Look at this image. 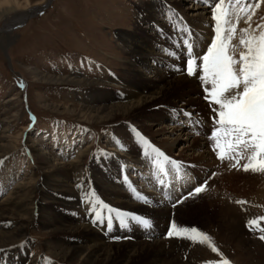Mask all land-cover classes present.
Masks as SVG:
<instances>
[{"label":"rangeland","instance_id":"1","mask_svg":"<svg viewBox=\"0 0 264 264\" xmlns=\"http://www.w3.org/2000/svg\"><path fill=\"white\" fill-rule=\"evenodd\" d=\"M43 1L46 2L47 0H10L11 3L0 5V36L4 39L3 44L0 41V135H8L9 137L6 140L2 139V143L15 147L10 156L3 157L0 160V169L4 170L6 168L8 179L11 178L9 181L4 178L5 176L0 175V192H2L0 193V202L3 201L8 193L14 190L17 183L27 182L31 177L39 178V176L41 177L44 174V169H41L38 165L35 151L28 149V144L32 143L36 151L46 152L54 159L58 157V160H54V162H58L59 158L63 161L71 160L79 149H85V155H82L84 166L76 178L80 184H83L85 178L91 176V167L94 164L101 166V171L104 169L103 166L111 170L114 168L112 171L118 175L117 170H119L120 164L116 160L115 155H113L118 152V149L110 146L107 141V139H112L113 143L114 138H118L116 127L125 125L128 128V133H126L128 139L132 140L133 138L136 142V148H141L142 146L147 151L150 149L146 148L145 145H141L140 141L146 139L154 142L150 135L158 127V124L149 127L147 125L143 126L140 121L138 122L136 119L133 120L121 115H118L114 121L109 123L105 121L101 123L88 122L85 120L84 115H81L83 113L78 114L77 111L87 103V100H84L83 93L90 89L91 86L75 83L45 82L41 79L39 80V77L43 75L53 77H69L73 75L101 80L104 82V86L100 85L99 87L109 89L111 93L121 98L123 86L125 85L124 78L127 75L124 70L128 69L131 64L128 61L129 51L119 40V34L127 31H136L137 27L140 31L150 33L148 28L152 27V25H147V23L140 20L142 5L145 4H149L147 7L154 12L153 17L148 22L157 20L158 24L163 27L159 29L160 33L166 32L165 29L171 32L172 27L170 24L166 22L164 28V22L169 18V14L171 17H175L173 10L171 11L169 6L164 9V5H161L162 2L160 3L157 0H155V4L154 0H51L47 6L28 16L24 22H19L16 27L10 30L8 35L6 31H3L4 27L7 28L8 24L14 21V14L22 13L23 9L26 8L29 10L33 5ZM166 1L167 3L168 1L171 2V0ZM172 1H176L175 3L180 6L181 11L183 7L187 8L190 4L189 0ZM196 4L202 5L199 2H196ZM229 4L232 5L230 9L232 14L231 21L236 24V35L232 39L231 45L235 46L234 53L238 58L239 53L244 50L243 46L239 45L240 29L247 28L249 23L251 24V29H256L257 24L264 25V0H247V2L246 0H239V3H237V0H224L222 8H229ZM257 4H259V7H256ZM214 5L215 3L211 8L212 12ZM242 6L248 10L240 12L239 9ZM163 13L167 15L164 16ZM249 16L252 19L247 22ZM209 22L212 23L213 30L212 13ZM182 23L184 22L182 21ZM143 27H147V30L141 29ZM153 27L157 32L158 28ZM251 29L249 34L257 36L260 31H264V27L257 29L255 33H252ZM160 37L165 36L161 35ZM160 46L158 45L148 55L146 63L151 65V68L158 67L156 59L159 61L164 60L158 54ZM232 50L230 48V51ZM163 55H165V58L171 59V56H167L165 53ZM137 70L138 73L135 75L155 81L156 76L154 73H149L144 68V65H138ZM163 74L168 78L171 76L170 74ZM135 75L133 76V81L137 83L135 78L138 76ZM111 80H117L118 84H105L106 82H112ZM119 100L117 99V101ZM177 101L176 105L182 104L179 99ZM9 106L13 107L10 114L16 113V118L18 119L11 122L10 127L3 122L4 117L9 115L4 114L5 109ZM65 107L73 111H65L63 109ZM156 107L154 109L155 113L162 111L163 107ZM163 114H165V111ZM167 115L168 117L170 116L169 113ZM167 124L168 121L164 120L161 125L163 127L172 126H167ZM176 127L178 128L179 126L176 125ZM7 128L11 130L5 131ZM177 128L174 130L172 128L166 129L167 135L162 136L160 134L159 138L167 140L168 136V139H171L170 137L174 135L180 134L182 136L184 133L183 129ZM213 130L214 128H211L210 135ZM109 135L110 137H108ZM162 152H165L167 156L180 159L178 154L176 155V151H169L165 148ZM190 155L192 156V154ZM190 157L184 159H187L188 162ZM189 163L191 162L189 161ZM206 163L199 161L194 165V169L203 168ZM192 164L194 163L192 162ZM220 164L222 162L216 163L217 174L209 181L205 191L197 195L185 196L179 194L182 196H175V199L178 197L175 205L176 211L181 209L184 210V213L179 214L180 216L178 217V214L174 211L171 229L179 218L182 222L180 229L196 227L200 232L210 237V241L207 243H201V237H197L194 242L192 239L187 238L190 233L180 232L181 236L177 243L178 253L182 254L184 261H188L189 264H208V262L220 264L223 259H227L229 264H264V240L260 239L264 235V219H262L264 218V200L258 199L255 194L260 188L264 190V172L244 171L242 168L239 170V167L233 168L232 171L223 169V172L227 171L225 173L232 174V178L230 177L231 179L226 181H231L233 187H230L229 184H224L225 190L221 185L217 187L215 185L216 182H214H220L221 178H225V175L220 174L222 170L218 172L219 169L217 167ZM124 170H127L128 176L133 178L134 175L131 173L130 166L125 165ZM119 173H121L120 170ZM124 176L123 173L119 175V178H122V184H126ZM135 179H133L135 183L140 184L138 179ZM42 182L43 180L38 179L36 184H42L43 186ZM245 183L247 184L246 186H244ZM44 187V197L50 202L46 212L49 214L51 209L61 203L59 216L62 213L64 215L70 214L65 201L57 198V194L54 192L55 188ZM245 187L247 189L243 190ZM214 188L217 189L215 190ZM136 191L145 199H150L152 195L158 194L156 191L145 193L144 190L138 187H136ZM209 192H212L213 195L208 194ZM54 194L55 196H53ZM247 194L251 197L245 198ZM36 197L39 200L42 195H35ZM73 201H75V198H72L70 202ZM237 201H244L245 203H237ZM227 206L231 208V211L233 208L235 210L232 212L235 215L234 218H238V220L235 219V223L229 221L228 215H223V211L221 212ZM103 207L107 208L108 206L103 205L101 208ZM105 208L102 209L105 210L104 216L112 212V208ZM132 215H136V213ZM98 216L101 219V215ZM46 218L49 220L53 216L49 214ZM145 218L151 220L149 216ZM36 220L38 221V219ZM253 220L256 221V224L250 228L248 226L249 221ZM37 221L30 224L28 234H26L28 249L22 250V254L15 252L17 254L15 259L17 261L19 259L21 264L22 262L25 264H67L53 256L46 249L47 247L45 248L46 241L54 243L55 238H61V234H51L49 228L41 226ZM130 221L128 223L131 225L133 221ZM225 221L226 224L224 223ZM160 224L161 226L163 225L162 223ZM130 225L126 231L127 234L124 235L128 240L131 237V235H128L129 230L134 229L137 222L135 221L134 225ZM232 225H234V228H231ZM166 231H162L165 238L162 240L168 241L171 237L167 236ZM107 234L113 240H117L118 236H111L108 232ZM212 247H216L218 251L213 252L211 250ZM1 256H4V259L7 260L3 264H13L11 262L14 260L13 252L3 251Z\"/></svg>","mask_w":264,"mask_h":264},{"label":"bare ground","instance_id":"2","mask_svg":"<svg viewBox=\"0 0 264 264\" xmlns=\"http://www.w3.org/2000/svg\"><path fill=\"white\" fill-rule=\"evenodd\" d=\"M50 1H43L33 5L29 10L26 8L23 9L22 13L14 14V21H11L7 28L4 27L3 31H6L8 35L10 30L16 27L19 22H24L28 16L47 6ZM157 1L163 3L161 5H164V9L166 6H169L171 11L173 10L175 13V17H171L170 14L168 15L169 18L165 20L164 28L166 22L169 23L171 21L177 23L179 27L176 29L175 23H171V32L165 29L167 33H160L159 29L163 27L161 24H158L157 20L148 22L153 17V10L147 7L149 4L142 5L140 20L147 23V25H152V27L148 28V32L150 31V33L140 31L137 27L136 31H127L119 34V40L129 51L128 61L131 64L128 69L124 70L127 75L124 78L125 85L123 86L121 98L111 93L109 89L99 87L100 85L104 86V82L101 80L73 75L69 77L43 75L39 77V80L41 79L45 82L75 83L91 86L90 89H87L83 93L84 100H87V103L77 111L78 114L83 113L81 115H84L85 120L88 122L101 123L105 121L109 123L114 121L118 115H121L133 120L136 119L143 126L147 125L149 127L158 124L156 130L150 135L154 142H151V140L147 141L146 139L140 141L141 145H145L150 150L147 151L141 145V148H136V142L133 138L129 140L126 135L128 128L125 125L116 127L115 130L118 138H114L113 143L112 139H107V141L110 146L118 149V152L113 155H115L116 160L120 164L118 169L125 175L126 184H122V178H119L121 174L119 170H117L118 175H116L112 171L114 168L112 170L106 169L102 165L104 169L101 171V166L95 164L91 167V176L86 177L83 184H80L76 178L84 166L82 155L85 149H79L71 160L63 161L59 158L58 162H54V160H58V157L54 159L46 152L36 151L32 143L28 144V149H31L33 152L35 151L38 165L41 169H44V174L41 177L39 176V178L31 177L27 182L17 183L14 190L8 193L3 201L0 202V264L7 261L4 259V256H1L3 255V251H8V253L13 252L14 260L11 262L13 264H21L19 259L18 261L15 259L17 258L15 252L21 253L22 250L28 249L26 234H28L30 224L37 221L36 219H38L37 222L41 226L49 228L51 234H61V238H55L54 243L46 241L45 248L47 247L46 249L53 256L67 264H189L188 261H184L183 255L178 253L177 243L181 236L179 234V227L182 226V222L178 217L184 213V210L177 209L176 211L175 208L178 201L177 198L180 197L179 194L185 195L186 193L188 195L193 193L194 189L204 184L205 181L209 184V181L217 174V170L215 169L216 163L220 162H222L220 164L221 169L219 165L217 169H219L218 172L222 170L220 174L225 175V178H221L220 182L214 181L216 182L215 185L217 187L221 185L224 189V184H229L230 187H233L231 181H226L232 178V174L225 173L227 171L223 172V169L232 171L233 168L230 167V164L231 162L234 163V161L230 162L228 159L221 161L213 150L210 130L213 125L211 118H213L214 113L209 101L205 99L206 93L204 85L200 80V74L197 73L196 75L189 76L185 71L176 70L177 67L184 69L186 66V48L183 46L184 39L190 38L191 42H194L195 53L198 56H203L207 52L214 37V30H212V23L209 22V18L212 13L211 8L216 0H189V7H183V12L180 10V6L175 3L176 1L173 2L171 0L173 3L169 1L167 3L166 0ZM9 2L10 0H1L0 5L9 4ZM153 2L155 4V0ZM196 2L202 5L196 4ZM163 15L166 16L167 14L163 13ZM159 20L161 19L159 18ZM153 26L158 28L157 32ZM182 27L190 29L192 33L191 37L185 31L180 30ZM146 28L143 27L141 29ZM161 35L165 37L161 38ZM174 35H183L184 39L176 42L177 40L174 39ZM0 41H2V44L4 43V39L1 36ZM158 45H161L158 49V54L164 59L162 61L156 59L160 69L158 67L151 68V65L146 63L148 55ZM166 46L172 49V54H177L174 59L168 60L164 55H161L167 50ZM138 65H144V68L149 73H154L156 76L155 81L135 75L138 73ZM163 73L170 74L171 76L168 78ZM134 75L138 76L135 78L137 83L133 81ZM111 81L105 84H118L117 80ZM117 99L123 100L117 101ZM178 99L182 102L181 105H176ZM156 106L163 107L162 111L155 113L154 109L157 108ZM12 108V106L7 107L4 113L5 115L9 114L3 120L8 127H10L11 122L18 120L16 113L10 114ZM63 109L65 111H73L67 107ZM164 111L165 114H163ZM167 113L170 114L169 117L168 115L166 116ZM186 113H191L192 115L188 116ZM164 120L168 121L167 126H172L163 127L161 124ZM176 125L179 127L177 128ZM169 128L173 130L176 128L183 129L184 133L182 136L180 134L171 136V139H168V136L167 140L159 138L160 134L166 136V129ZM8 129H5V131H8ZM8 137V135H0V160L3 157L10 156L14 151L13 149H15V147L13 148L9 144L2 143V139L6 140ZM145 140L147 143L144 142ZM165 148L169 151H176L177 153H175L176 155L178 154V158L180 159L166 156L167 152H162ZM153 149H158L159 153L163 155H158ZM245 155L248 154L245 153ZM186 157H190L188 159L191 163L187 162V159H184ZM199 161L207 163L203 168L195 170L194 165ZM245 162L247 161L242 159L240 165ZM125 165L131 167V173L134 175L133 178L128 176L127 170H124ZM177 165L179 168H177ZM115 168L117 169V167ZM241 168L239 167V170ZM5 169H0V175L8 179ZM134 177L138 179L140 184L134 183ZM184 177L186 178L184 179ZM38 179L43 180V186L42 184H36ZM44 181L46 184H44ZM137 185H142L141 189L146 190L144 191L145 193L153 192L156 189L158 194L152 195L150 199H141L142 195L136 191V187H139ZM246 185L245 183L244 186ZM44 186L55 188L54 192H56L57 198L65 201L70 214L64 215L62 213L59 216L60 203L49 211V214L53 218H49V220L46 218L49 215L46 211L50 202L44 197ZM214 189L216 190L217 188ZM246 189V187L243 188V190ZM212 192L208 194L213 195ZM40 194L42 195L41 199L35 198V195L38 196ZM255 194L258 199L264 200L263 188L258 189ZM177 195L178 197L175 199ZM248 195L245 198L251 197ZM72 198H75V201L70 202ZM242 199L244 198L242 197ZM103 205L112 208V212L108 213V217H105L107 215L104 216L105 210L102 209L105 207L101 208ZM116 211L128 215L136 213V215L139 214L137 216L143 218L149 216L151 218L149 220L151 226L144 227L137 222V228L134 226V229L129 230L128 234L134 237L129 240L124 238H120L117 241L113 240L106 234L107 231H109L108 233L111 236L117 234L124 236L126 233H122L130 225L129 223L127 226L121 225L119 217L116 216ZM174 211L178 214L175 213L178 219L175 223V230H173L177 234L172 236L168 241L162 240L164 238L162 231L166 230L167 225L173 223ZM234 211V208L231 211L229 206L221 210L223 215H228V219L232 223H235V219L238 220V218H234L235 215L232 213ZM98 215H101V219L98 218ZM109 220H111L110 227ZM160 223L163 225L161 226ZM224 223L226 224V221ZM233 226L231 228H234ZM147 236L149 237L146 238ZM22 264L25 263L22 262Z\"/></svg>","mask_w":264,"mask_h":264},{"label":"snow or ice","instance_id":"3","mask_svg":"<svg viewBox=\"0 0 264 264\" xmlns=\"http://www.w3.org/2000/svg\"><path fill=\"white\" fill-rule=\"evenodd\" d=\"M223 3L224 0H217L213 8L214 37L207 52L203 56H198L195 53L194 42H191L190 38L184 39L186 66L184 69L177 67L176 70L185 71L189 76L200 74L206 93L205 99L209 101L214 113L215 127L210 139L213 141V150L217 158L221 161L225 159L234 161L230 164L232 168L242 167L244 171L264 172V31H260L258 36L249 34L250 23L247 28L240 29L239 45L243 46L244 50L237 58L234 53L235 46L231 45L236 35V24L231 21L232 5L229 4V8H222ZM256 7H259V4ZM247 10L243 6L239 9L240 12ZM251 19L252 17L249 16L247 22ZM262 27L264 25L257 24L256 29L251 31L255 33ZM180 30L191 37L192 33L187 27H182ZM230 48L233 50L230 51ZM186 115L192 114L186 113ZM144 142L147 143L146 140ZM153 150L158 155H163L158 149ZM242 159L247 162L240 165ZM206 187L207 181L196 187L190 195L199 194L205 191ZM140 198L145 199L142 196ZM237 203L245 202L237 201ZM116 216L123 226H127L129 219L144 227L151 226L148 219L137 215L116 211ZM254 224H256L255 220L249 221L248 226L251 228ZM110 226L111 220H109ZM175 227L173 224L172 229ZM172 229L167 233L168 237L177 234ZM179 231L190 233L187 238L194 242L197 237L202 238L201 243L210 241V237L196 227ZM260 239L264 240V235ZM211 250L218 251L216 247H212ZM220 264H229V261L223 259Z\"/></svg>","mask_w":264,"mask_h":264}]
</instances>
